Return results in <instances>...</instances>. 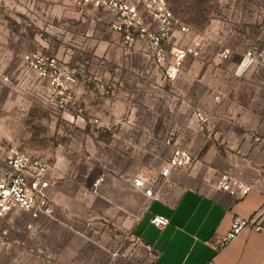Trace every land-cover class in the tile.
Returning <instances> with one entry per match:
<instances>
[{
  "label": "rangeland",
  "instance_id": "rangeland-1",
  "mask_svg": "<svg viewBox=\"0 0 264 264\" xmlns=\"http://www.w3.org/2000/svg\"><path fill=\"white\" fill-rule=\"evenodd\" d=\"M168 2L177 22L170 51L201 43L200 57L186 61L173 85L146 45L123 46L103 11L78 0H0V166L14 148L47 159L55 209V222L43 226L21 212L0 219V264L128 262L139 248L132 229L146 208L142 194L130 204L116 188L101 190L113 206L100 234L89 236L83 226L81 236L58 229L70 210L86 213L83 202L71 200L87 198L100 180L132 183L138 174L159 172L181 133L194 131L199 111L264 114V0ZM250 51L257 62L238 72ZM31 52L58 58L79 81L66 109L25 61Z\"/></svg>",
  "mask_w": 264,
  "mask_h": 264
},
{
  "label": "crops",
  "instance_id": "crops-1",
  "mask_svg": "<svg viewBox=\"0 0 264 264\" xmlns=\"http://www.w3.org/2000/svg\"><path fill=\"white\" fill-rule=\"evenodd\" d=\"M202 115L207 120L204 132L191 130L184 137L181 133L175 144L191 152L193 165L173 172L162 187L160 200L149 202L141 193L146 208L136 217L132 229L139 248L128 262L117 259L108 264H264V114L239 107ZM223 173L245 182L252 190L239 199L223 193L218 189ZM115 188L128 195L130 204L139 194L130 180H100L87 198L71 200L83 202L86 213L81 214L79 208L70 210L66 219L58 220V229L81 236L83 226L88 236L99 235L105 227L107 207L113 206L101 190ZM154 216L168 220V225L156 227L151 223ZM53 217L31 219L43 226L55 222ZM235 218L249 220L251 227L222 247L220 241ZM91 245L105 254L102 246L93 241ZM68 262L74 264L73 257Z\"/></svg>",
  "mask_w": 264,
  "mask_h": 264
},
{
  "label": "built area",
  "instance_id": "built-area-1",
  "mask_svg": "<svg viewBox=\"0 0 264 264\" xmlns=\"http://www.w3.org/2000/svg\"><path fill=\"white\" fill-rule=\"evenodd\" d=\"M77 4L107 13L109 29L120 37L125 48L146 45L153 63L161 69L164 81L169 84L179 81L187 60L200 57L201 43L196 40L192 45L170 51L169 42L177 22L168 0H78ZM179 30L188 31L186 27ZM229 55L226 51L221 58L226 60ZM24 59L37 77L52 90L57 107L66 109L79 88V81L73 73L54 56L31 52ZM256 62L255 52H248L239 63L238 72H246ZM193 119L194 132H204L206 117L197 112ZM193 163L191 152L177 146L159 172L136 175L132 179V187L143 193L149 202L160 200L162 187L173 172L188 169ZM51 168L48 160L41 156L20 148L10 150L4 165L0 166V219L15 212L27 214L35 220L54 215L55 209L49 195ZM218 189L239 199L248 195L252 187L223 173L219 176ZM151 223L163 229L169 222L154 216ZM250 227L249 220L235 218L220 245H227Z\"/></svg>",
  "mask_w": 264,
  "mask_h": 264
}]
</instances>
